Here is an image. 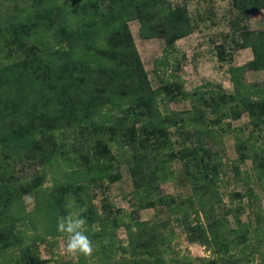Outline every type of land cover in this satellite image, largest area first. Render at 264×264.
Masks as SVG:
<instances>
[{
  "label": "trees",
  "instance_id": "obj_1",
  "mask_svg": "<svg viewBox=\"0 0 264 264\" xmlns=\"http://www.w3.org/2000/svg\"><path fill=\"white\" fill-rule=\"evenodd\" d=\"M231 4L244 21L264 11V0ZM135 21L140 39L164 41L153 61L152 72L161 82L155 89L128 28ZM191 33L186 7L169 0H0V264H47L38 246L67 237L57 224L73 200L86 208L94 249L90 256H75L76 264H112L117 255L123 264H165L170 248L160 231L164 222L123 216L105 202L99 212L94 205L91 193L119 180L114 150L121 152L132 180V216L164 206L189 243L212 253L203 264H254L253 250L243 255L253 249L247 246V224L239 219L243 207L220 205L222 161L205 138L215 139L223 120L247 115L254 131L247 139L236 135V162L251 160L260 177L263 152L247 143L264 132V82L246 83L245 74L264 71V29L242 28L232 42L233 51L252 54L246 63L229 67L232 92L217 84L186 94L176 73V42ZM216 50L224 63L225 47ZM182 96L193 100L191 110L172 111L169 103ZM207 111L213 117H206ZM175 162L182 166L180 181L190 186L184 198L159 190L161 182L175 180ZM23 164L35 167L33 177L18 173L16 166ZM48 174L51 186L44 187ZM246 196L251 208L257 197L252 190ZM26 197L33 198L31 210ZM229 197L232 203L244 196ZM253 214L259 247L264 210ZM120 228L127 243L116 246Z\"/></svg>",
  "mask_w": 264,
  "mask_h": 264
},
{
  "label": "rangeland",
  "instance_id": "obj_2",
  "mask_svg": "<svg viewBox=\"0 0 264 264\" xmlns=\"http://www.w3.org/2000/svg\"><path fill=\"white\" fill-rule=\"evenodd\" d=\"M172 6H185L188 16L192 24V33L176 42L177 58L180 60L179 70L176 72L180 77L182 89L186 94H191L195 89L200 88L206 91L208 85H220L225 92H232V84L229 81L228 69L230 66H236L246 63L251 59L252 54L249 49L241 51L232 50V42L238 38V31L242 28H248L253 31L264 29V11L255 12L244 21L240 15L233 9L232 0H169ZM239 23L236 27L235 24ZM245 25V27H243ZM138 23L129 22L128 28L133 38L135 47L139 54L142 66L146 72L150 85L155 89L161 82L158 81L152 72L153 61L160 57L164 47V41L161 39L142 40L138 36ZM236 27V29H235ZM225 47V56L227 60L222 63L217 60L218 46ZM246 83H262L264 82V71H247L245 74ZM211 86V87H212ZM193 100L187 97H179L177 100L169 103L172 111H190ZM205 111V110H204ZM206 117H213L209 112H205ZM225 123H229L227 127ZM221 128H215V139L206 137L205 144L207 148L217 153L222 161L223 171L220 174V182L218 183L217 195L220 205L223 209H227L231 205L243 207L239 212V219L248 228L247 246L243 255L253 250V263L264 264V244L256 246L258 240L261 239V231L257 229L258 223L254 219V210H264V169L260 171L254 169L251 160H246L238 164L236 162L237 154L235 151L236 135L243 136L247 139L254 131L249 124L247 115H242L237 121L223 120ZM239 129V131H236ZM263 133V134H262ZM253 141L248 140V145H254L256 151L264 156V132ZM115 151L119 163V180L113 184L103 183L99 188L95 189L91 195L96 209L100 212L102 202L109 204L115 210L120 209L123 216L137 218L140 221L165 223L161 225L160 231L167 235L169 252H165L163 259L165 264H203V260L211 256V252H207L198 244H191L187 241L185 234L179 227L172 212L164 207H155L149 209H139L134 216L132 212L135 209V201L132 199L133 185L129 175V171L121 155V152ZM251 154V152H250ZM19 174L33 177L35 167L26 164L17 165ZM175 171V180L164 181L160 183L159 190L161 195L173 197H187L190 195V186L185 180L180 181L184 177L182 166L175 162L172 165ZM258 172V173H257ZM52 176L47 175L44 181V187H50ZM252 190L256 200H253L252 207L247 206V192ZM239 193L244 197L242 200L238 198L230 203V195ZM27 210H31L34 205L32 197L24 199ZM229 226L235 227L232 216H228ZM128 221V220H127ZM264 229V226L263 228ZM255 230L258 232H253ZM172 231V232H170ZM67 237H59L51 242V246L41 244L38 246L39 255L47 260V264H76L75 256L66 252ZM127 238L123 228L116 232L115 245H126ZM249 249V250H248ZM167 251V250H166ZM121 256L117 255L113 258L112 264L118 263ZM252 257H250L251 259Z\"/></svg>",
  "mask_w": 264,
  "mask_h": 264
},
{
  "label": "clouds",
  "instance_id": "obj_3",
  "mask_svg": "<svg viewBox=\"0 0 264 264\" xmlns=\"http://www.w3.org/2000/svg\"><path fill=\"white\" fill-rule=\"evenodd\" d=\"M68 207L67 215L61 217L57 224V230L67 235L66 252L72 256H90L94 249L85 227L87 220L83 213L86 208L77 207L74 200Z\"/></svg>",
  "mask_w": 264,
  "mask_h": 264
},
{
  "label": "crops",
  "instance_id": "obj_4",
  "mask_svg": "<svg viewBox=\"0 0 264 264\" xmlns=\"http://www.w3.org/2000/svg\"><path fill=\"white\" fill-rule=\"evenodd\" d=\"M260 11H262V10H260ZM257 12H258V11H257ZM245 50H247V49H245ZM249 60H250V59H249ZM249 60H248V61H249ZM241 65H242V64H241ZM237 66H238V65H237ZM253 72H257V71H253Z\"/></svg>",
  "mask_w": 264,
  "mask_h": 264
}]
</instances>
